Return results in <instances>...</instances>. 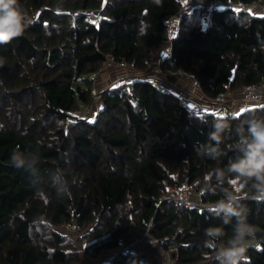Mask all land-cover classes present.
I'll list each match as a JSON object with an SVG mask.
<instances>
[{
	"label": "trees",
	"instance_id": "1",
	"mask_svg": "<svg viewBox=\"0 0 264 264\" xmlns=\"http://www.w3.org/2000/svg\"><path fill=\"white\" fill-rule=\"evenodd\" d=\"M183 1L20 0L33 23L0 46V264L78 262L77 245L59 232L71 223L86 232V261L119 249L135 227L150 228L164 250L177 249L178 264H214L204 258V230L221 226L231 235V224L223 225L208 208L185 210L162 198L186 186L204 201L220 199L208 188L216 184L214 170L234 152L224 144L225 155L212 161L197 156L193 145L206 142L213 120L228 117L235 125L233 115L264 114V106L192 114L190 108L199 107L188 89L167 91L135 74L123 79V67L106 66L112 56L139 72L182 69L199 82L205 110L220 94L264 82V16L230 7L209 14L200 6L170 39V20ZM221 1L247 7L264 2ZM108 75L117 81L111 84ZM17 145L39 156L42 174L61 170L70 194L57 197L50 185L34 186L27 171L13 167ZM244 202L249 222L264 229V204ZM111 264L143 263L118 253ZM241 264H264V232Z\"/></svg>",
	"mask_w": 264,
	"mask_h": 264
},
{
	"label": "clouds",
	"instance_id": "2",
	"mask_svg": "<svg viewBox=\"0 0 264 264\" xmlns=\"http://www.w3.org/2000/svg\"><path fill=\"white\" fill-rule=\"evenodd\" d=\"M32 23L33 17L20 0H0V46L22 36ZM4 63L0 58V67ZM231 119L238 122L233 125L228 117L213 120L206 142L198 141L193 145L197 156L212 161L225 155L221 148L224 144L234 152L222 169L214 170L216 184L208 188L221 197L208 206V211L223 225L232 226L231 235L221 226H210L204 230V258L214 261V264H241L248 249L255 245L258 233L264 232L249 222V208L244 202L251 200L264 204V114L250 111L242 119L235 115ZM10 160L13 167L29 173L34 186L47 183L60 198L70 194L64 173L57 169L47 175L42 174L40 159L35 152L22 150L17 145Z\"/></svg>",
	"mask_w": 264,
	"mask_h": 264
},
{
	"label": "built area",
	"instance_id": "3",
	"mask_svg": "<svg viewBox=\"0 0 264 264\" xmlns=\"http://www.w3.org/2000/svg\"><path fill=\"white\" fill-rule=\"evenodd\" d=\"M206 11L210 14L211 11L216 9H221L224 7H230L237 10L248 11L249 8L242 4H227L221 0H213L208 3L202 4ZM183 12L181 11L179 14L174 16L169 23L168 34L170 39H173L175 35H177V30L180 22L183 19ZM91 20L95 23H99L100 19L98 15H93ZM171 52L165 53L164 57H171ZM120 66L125 69L131 68L126 63L116 64L114 63V58L112 56H108V61L106 63L107 67L111 66ZM156 67V73L160 74L162 72V68ZM154 73V72H153ZM182 77H186L191 80L195 88L199 91L201 90V86L199 82L195 79L193 75L186 74L182 69H179L177 72ZM152 82L157 84L161 89H164L159 85L156 80L150 78ZM243 94L246 103L249 106L253 107H261L264 106V82L260 84H255L251 86H246L243 88ZM231 97V93L220 94L215 99L212 100V105L210 110H200L196 107H191L190 112L192 114H203L204 116H208L212 114V111L218 115H225L227 113V105L228 101ZM163 201H169L176 205L179 208L185 210H194V209H205L208 208L213 201H204L201 195H197L193 197L189 192L175 188L172 189L168 194H166L163 198ZM62 229L68 230L67 233L71 235L74 239L78 253L80 256V260L73 264H99V263H108L111 264L118 253L122 254H132L137 256L143 264H172V258L170 257L171 251L175 252L177 249H171V251H166L163 249L162 245L150 235V228H148L145 232L138 231L135 227H131L128 229L127 233L122 238V243L119 249L117 250H106L101 255L92 261H86L84 258V254L88 247L89 241L86 236V232L80 230L79 226L76 223H71L64 225ZM153 250L158 251L156 255L153 254ZM178 254V253H177ZM207 264V263H202Z\"/></svg>",
	"mask_w": 264,
	"mask_h": 264
},
{
	"label": "rangeland",
	"instance_id": "4",
	"mask_svg": "<svg viewBox=\"0 0 264 264\" xmlns=\"http://www.w3.org/2000/svg\"><path fill=\"white\" fill-rule=\"evenodd\" d=\"M203 3H206V2H204V0H184L183 1L182 12L184 14L183 20H184L185 24L187 22H189V18L192 16V14L196 10V8L203 6L202 5ZM180 25L181 24H179V26ZM165 53H167V52H165ZM158 67H160V66H158ZM155 69L156 68H154L152 71L139 72L133 68H129L128 70H126L124 68L123 70H120L121 73H119V74H121V75L119 77L126 79V78H131L135 74V75H139L141 77H149V78L156 80V82H158L161 87L167 89V91L173 90L179 94L184 93V92L186 94H188L189 92H191V94H190L191 102L194 104H197V106L199 107L200 110L206 109V106L204 104H201L202 103L201 101H205L204 100L205 97H204L202 91H199L197 88H195V85L191 80H189L188 78H186L184 76L182 77L178 73L169 74V73L165 72L163 69H161L162 72L160 74H157ZM106 79H109V75L106 77ZM116 79H117L116 75H112V77H111V79H109V81L112 84V83L117 81ZM173 79L174 80L179 79V83H178V80L173 81ZM183 79L185 80V83H184ZM102 87H104V86H102ZM189 88H190V90H189ZM186 89H188L189 92H187ZM229 93H231V97L228 101L227 107H229L233 111L234 114H240V113H243L245 110H247L246 107H248L249 105L245 101L244 94H243V88L238 89L236 91H230ZM96 104H97V106L93 107L92 113L90 114V119L92 121H95V119L98 116V110L97 109L99 107L100 102L98 101ZM72 122H70V123H72ZM175 188H180V189H183V190L190 193V191L188 190V187H186V186L174 187V188H171L170 191L172 189H175ZM193 197H195V196H193ZM67 231L68 230H66V229H62V228L60 229L59 228V232L61 234L69 236V238L75 243L74 239L71 237V235L69 233H67ZM155 252H156V250H155ZM177 253H178L177 251H175V252L171 251L170 257L172 258V261H173L172 264H178V262H177L178 254Z\"/></svg>",
	"mask_w": 264,
	"mask_h": 264
},
{
	"label": "crops",
	"instance_id": "5",
	"mask_svg": "<svg viewBox=\"0 0 264 264\" xmlns=\"http://www.w3.org/2000/svg\"><path fill=\"white\" fill-rule=\"evenodd\" d=\"M248 8H249L248 11L250 12V15H252V16H264V2H260V3L256 4V5H253V6L248 7ZM177 80H178V83H179V79H177ZM177 80L173 79V81H177ZM184 83H185V80H184ZM252 107L253 106H248L246 108L248 109V108H252Z\"/></svg>",
	"mask_w": 264,
	"mask_h": 264
}]
</instances>
